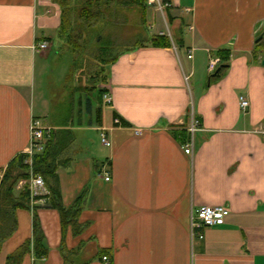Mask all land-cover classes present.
<instances>
[{
    "label": "crops",
    "instance_id": "obj_1",
    "mask_svg": "<svg viewBox=\"0 0 264 264\" xmlns=\"http://www.w3.org/2000/svg\"><path fill=\"white\" fill-rule=\"evenodd\" d=\"M169 1L161 10L145 1L146 36L107 64L99 102L87 97L83 111L59 103L53 112L45 97L33 102L31 89L50 50L63 49L62 7L0 0V168L26 151L30 121L40 119L58 146L49 183L64 207L79 209L80 224L62 236L60 213L47 200L16 209L15 229L0 239V264L26 240L19 264H65L64 255L66 264H264V55L254 51L264 0ZM155 35L171 45H152ZM211 57L227 64L219 76L208 69ZM191 116L199 127L192 155L183 149ZM91 130L107 141L98 158L87 146ZM215 204L229 208L224 223L194 238L191 214ZM34 214L45 256L34 254Z\"/></svg>",
    "mask_w": 264,
    "mask_h": 264
},
{
    "label": "trees",
    "instance_id": "obj_2",
    "mask_svg": "<svg viewBox=\"0 0 264 264\" xmlns=\"http://www.w3.org/2000/svg\"><path fill=\"white\" fill-rule=\"evenodd\" d=\"M62 7V15L60 22L59 37L67 44L76 48H80L78 44L79 35L75 36L73 33L77 30L86 32L88 40H97L99 45L100 60H104L105 52L111 48L112 36L103 35L98 30L99 25L105 26L114 23V21H107V18H115L119 12L118 4H131L139 10L144 9L145 0H84V3L78 8L77 4L70 2V0H57ZM104 5H108L107 10ZM142 12V10H141ZM143 16V12H142ZM114 19V20H115ZM78 23V24H77ZM151 44L155 46H170L171 41L167 35H155L151 38ZM254 51L264 55V38L257 40L254 44ZM221 53L218 51L217 54ZM117 54H115L107 64L113 62ZM228 56H225L227 59ZM102 91V90H100ZM100 110L98 108V120ZM58 146L56 145V137L53 131L50 137L46 140L44 149L40 153H36L32 157V170L34 174H39L43 177L45 185L49 189L47 202L50 206L58 209L62 223V236L66 227L70 226L72 232L78 233L80 231V224L77 223V216L79 209L76 207H64L61 203L59 192L50 185V178L55 176V170L59 165L58 161ZM27 154L20 152L15 155L4 168H0V239H4L15 229V211L18 208L30 207V193L26 185L15 194V186L21 179H28L29 167L25 162ZM36 207L35 205L33 208ZM32 236L34 245V254L38 256H45L47 248L43 244V234L39 227L38 221L34 214L32 221ZM63 242V238H62ZM30 241L26 240L22 243L16 251L10 255L7 264H19L22 256L29 250ZM63 248V243H62ZM65 264L67 262L66 256ZM76 264V263H71Z\"/></svg>",
    "mask_w": 264,
    "mask_h": 264
},
{
    "label": "rangeland",
    "instance_id": "obj_3",
    "mask_svg": "<svg viewBox=\"0 0 264 264\" xmlns=\"http://www.w3.org/2000/svg\"><path fill=\"white\" fill-rule=\"evenodd\" d=\"M70 2L77 4L79 8L84 0H70ZM103 7L107 9L108 5ZM118 10H121L122 14L121 11L117 13L115 20L107 18V21H110V23L114 21V23L105 26L99 25L98 27L103 35L108 36L111 34L112 43L114 44L105 52L103 61L100 60L98 41L95 39L88 40L86 32L82 33L79 30L73 33L75 36H80L78 44H81V46L79 49L74 50L67 42L61 40L64 43H62L63 49L61 51L56 52L57 49L55 50V48L50 50L43 65V72L36 75L34 86L31 89L32 94H34V103H37L40 97L43 96L50 102L51 109L54 112L59 103L65 104L67 107L72 103L75 109L79 105L80 111H83L85 109L83 102L86 101L87 97L88 99L91 97L94 103L95 101L99 102L98 97L101 91L98 90L97 85L104 76L107 61L118 52L126 49L128 45L134 43L137 38L143 35L146 36V29L139 25V17L142 16L144 9H141V12L134 5L124 4ZM260 36L264 38V32ZM65 47L67 48L66 51ZM88 139L87 146L93 157L98 158L100 156L99 151L102 155L108 150V147L100 142L98 131H89ZM21 188L16 185L15 194Z\"/></svg>",
    "mask_w": 264,
    "mask_h": 264
},
{
    "label": "built area",
    "instance_id": "obj_4",
    "mask_svg": "<svg viewBox=\"0 0 264 264\" xmlns=\"http://www.w3.org/2000/svg\"><path fill=\"white\" fill-rule=\"evenodd\" d=\"M149 5H155L158 9H165L172 6V2L169 0H145ZM40 48L46 47V43L42 42L39 45ZM190 57V55H188ZM217 60L216 58L211 57L208 62V69L211 72L217 68ZM103 98L110 102V96L108 94H104ZM240 108L245 110L248 107V100L244 98V96H240ZM191 121L188 127L190 132L189 140L184 143L183 149L187 154L192 155V147H193V133L198 127L197 119L191 116ZM118 122V118L115 120ZM52 129L48 126L42 125L39 119L32 118L29 125V145L24 153L27 154L25 158V162L29 167V176L28 179L19 180L17 182L18 187H26L30 193V207L33 208L34 205L38 201L45 202L47 200V196L49 195V189L44 183V179L39 174H34L32 170V157L36 153L42 152L45 146L46 140L50 137ZM101 141L103 144H106V138L104 134H101ZM105 173V179L108 180V172ZM1 175V172H0ZM229 214V208L222 204L215 205H203L195 210L194 213L191 214L190 217V228L192 236L201 238L202 237V229L212 226H218L224 223L225 218ZM104 261H107V256H102Z\"/></svg>",
    "mask_w": 264,
    "mask_h": 264
},
{
    "label": "water",
    "instance_id": "obj_5",
    "mask_svg": "<svg viewBox=\"0 0 264 264\" xmlns=\"http://www.w3.org/2000/svg\"><path fill=\"white\" fill-rule=\"evenodd\" d=\"M261 39V36H259L257 40ZM261 64L264 65V57L262 58V61H261ZM227 64H221V65H218L217 68L214 70V72H212L211 76H219L220 75V70L221 68L223 67H226Z\"/></svg>",
    "mask_w": 264,
    "mask_h": 264
}]
</instances>
